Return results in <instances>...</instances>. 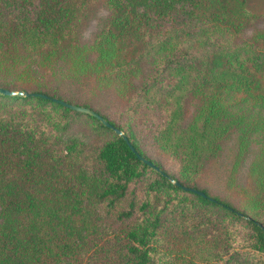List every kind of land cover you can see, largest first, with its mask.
I'll use <instances>...</instances> for the list:
<instances>
[{"label": "trees", "instance_id": "1", "mask_svg": "<svg viewBox=\"0 0 264 264\" xmlns=\"http://www.w3.org/2000/svg\"><path fill=\"white\" fill-rule=\"evenodd\" d=\"M248 1L0 0V264H264Z\"/></svg>", "mask_w": 264, "mask_h": 264}, {"label": "water", "instance_id": "2", "mask_svg": "<svg viewBox=\"0 0 264 264\" xmlns=\"http://www.w3.org/2000/svg\"><path fill=\"white\" fill-rule=\"evenodd\" d=\"M19 95H23V93H18ZM0 95H6V96H14L16 95V93L14 92H10L6 89L0 88ZM55 102L60 103L62 105H64L65 107L78 112V113H82V114H86V115H90L94 118H96L99 122H101L106 128L112 129L117 135L121 136L131 147L132 151L135 152V149L133 148V146H131V144L128 141L127 136L121 132L120 130L114 128L105 118H103L101 115L97 114L96 112H94L91 109L88 108H84V107H80V106H76V105H72V104H68L59 100H55ZM138 158L145 164H147L148 166L154 168L157 172L162 173V171L156 166L154 165L152 162H150L149 160L143 158L142 156H140L139 154H137ZM195 193L200 194V195H204L202 192H199L197 190H194Z\"/></svg>", "mask_w": 264, "mask_h": 264}, {"label": "rangeland", "instance_id": "3", "mask_svg": "<svg viewBox=\"0 0 264 264\" xmlns=\"http://www.w3.org/2000/svg\"><path fill=\"white\" fill-rule=\"evenodd\" d=\"M247 8L249 11V14L253 13H264V0H249L247 2ZM97 29V23L92 22L87 28L84 33L85 38H90L92 34L96 31Z\"/></svg>", "mask_w": 264, "mask_h": 264}]
</instances>
